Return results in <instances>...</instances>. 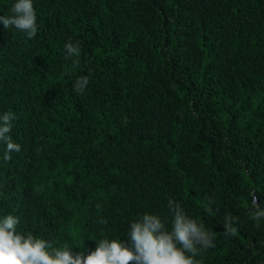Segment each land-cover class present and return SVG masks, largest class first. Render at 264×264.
Returning a JSON list of instances; mask_svg holds the SVG:
<instances>
[{"label": "trees", "instance_id": "obj_1", "mask_svg": "<svg viewBox=\"0 0 264 264\" xmlns=\"http://www.w3.org/2000/svg\"><path fill=\"white\" fill-rule=\"evenodd\" d=\"M34 7V38L0 25V112L16 114L21 145L8 161L0 146V215L87 255L101 238L128 242L144 212L168 216L171 198L215 236L200 264H264V0Z\"/></svg>", "mask_w": 264, "mask_h": 264}, {"label": "clouds", "instance_id": "obj_2", "mask_svg": "<svg viewBox=\"0 0 264 264\" xmlns=\"http://www.w3.org/2000/svg\"><path fill=\"white\" fill-rule=\"evenodd\" d=\"M35 0H13L8 15H0L4 29L14 28L26 39L34 38L39 29ZM66 58L79 63L78 43L64 44ZM89 76L78 77L73 91L83 93ZM17 116L12 111L0 112V146L2 159L8 161L21 145L11 136ZM99 209L101 206L98 204ZM253 219H264V206L253 204ZM168 216L144 212L127 223L128 242L120 238H101L87 255L74 252L68 243L54 244L51 240L18 229L20 218L13 214L0 215V264H200L197 257L203 250L215 246V236L198 219L190 216L179 201L169 199ZM103 222V221H102ZM236 218L225 220V235H234Z\"/></svg>", "mask_w": 264, "mask_h": 264}]
</instances>
